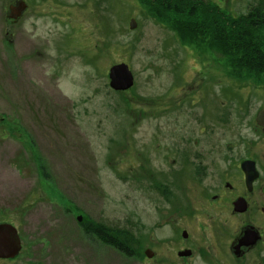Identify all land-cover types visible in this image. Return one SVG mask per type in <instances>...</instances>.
<instances>
[{"label": "rangeland", "instance_id": "obj_1", "mask_svg": "<svg viewBox=\"0 0 264 264\" xmlns=\"http://www.w3.org/2000/svg\"><path fill=\"white\" fill-rule=\"evenodd\" d=\"M79 1L29 0L33 8L14 24L13 36L14 0H0V220L19 224L28 239L51 221L78 234V206L113 222L124 214L126 199L139 197L138 162L167 144L162 97L172 85L181 84L180 95L204 84L216 91L221 143L264 139L255 118L264 107V76L233 73L210 44L199 52L170 19L152 11L159 0H94V24L91 31L81 27L80 38L72 25L88 21ZM216 1L232 14L248 2ZM69 35L80 38L78 51L95 54L96 69L82 52L69 54ZM119 61L128 62L135 78L123 92L111 87L105 68ZM134 92L162 100L135 120L128 103ZM195 109L200 113L199 103ZM244 109L250 122L239 114L237 126L229 125Z\"/></svg>", "mask_w": 264, "mask_h": 264}, {"label": "flooded vegetation", "instance_id": "obj_2", "mask_svg": "<svg viewBox=\"0 0 264 264\" xmlns=\"http://www.w3.org/2000/svg\"><path fill=\"white\" fill-rule=\"evenodd\" d=\"M25 1L22 12L8 16L12 29L33 8ZM74 4L88 21L72 25L80 37L81 27L91 31L95 3L80 0ZM73 35L68 41L65 37L69 54L82 52L83 59L96 69L95 54L78 51L81 37L73 40ZM107 66L109 74L112 65ZM180 86L172 85L163 93L167 144L157 146V152L141 154L135 180L139 197L126 199L117 223L78 206V234L64 233V224L51 221L28 239L13 222L20 247L13 252L0 250V264H264V139L221 143L216 91L204 84L193 86L190 96L180 95ZM132 98L130 105H138L131 107L135 120L155 111L146 105L162 100H146L136 92ZM198 103L200 113L195 109ZM239 114L246 124L250 122L251 113L244 109L233 113L228 124L236 127ZM259 126L264 132V125ZM100 222L105 223L103 227Z\"/></svg>", "mask_w": 264, "mask_h": 264}, {"label": "trees", "instance_id": "obj_3", "mask_svg": "<svg viewBox=\"0 0 264 264\" xmlns=\"http://www.w3.org/2000/svg\"><path fill=\"white\" fill-rule=\"evenodd\" d=\"M152 11L170 19L172 28L194 43L199 52L209 44L214 46L218 56L228 60L233 73L264 76V0H248L240 14L227 13L216 0H159ZM24 129L36 149L31 132ZM100 223L102 227L105 224Z\"/></svg>", "mask_w": 264, "mask_h": 264}, {"label": "water", "instance_id": "obj_4", "mask_svg": "<svg viewBox=\"0 0 264 264\" xmlns=\"http://www.w3.org/2000/svg\"><path fill=\"white\" fill-rule=\"evenodd\" d=\"M25 5V0H20L18 5H10V12L8 16L12 17L22 12ZM130 23L131 28H134L137 24L136 19L132 18ZM109 79L111 87H113L115 90L127 89L133 85L135 80L133 71L126 61L116 62L110 67ZM256 120L259 125H264V107H261L257 112ZM1 234L3 235V239L0 241V250H8L12 252L13 250H18L20 247V238L17 233V227H15L14 223L0 221V235Z\"/></svg>", "mask_w": 264, "mask_h": 264}]
</instances>
